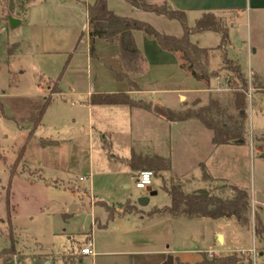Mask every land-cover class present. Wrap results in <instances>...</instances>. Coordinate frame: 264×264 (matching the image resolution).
<instances>
[{"label": "rangeland", "instance_id": "1", "mask_svg": "<svg viewBox=\"0 0 264 264\" xmlns=\"http://www.w3.org/2000/svg\"><path fill=\"white\" fill-rule=\"evenodd\" d=\"M27 1L0 0V264H81V246L95 230V220L103 219L104 208L112 215L137 211L129 202H106H126L146 191L137 190L135 178L109 162V153L99 140L91 138L87 109L80 105L89 91L99 89L100 71L109 69L104 49H98L93 58L89 51L85 2L96 0ZM26 3L23 22L12 27L9 17H18ZM113 7L120 9L117 3ZM215 16L222 28L234 25L235 13ZM163 20L167 22L160 24L163 29L173 31L174 24L183 27L176 20ZM198 39L205 47L217 48L221 44L220 35L212 32ZM242 50H246L245 44ZM212 54L211 70L224 52ZM245 67L248 69L247 63ZM229 74L221 71L219 81L221 87L230 89L213 96L225 104L235 91L231 81L237 82L235 77L230 80ZM191 80V84L181 81L175 83L180 86L160 88L185 89L189 102L200 89L198 96L206 102V86ZM49 81H57L61 92L45 106L50 95ZM53 87L59 89L57 84ZM250 89L246 143L223 155L228 158L225 175L248 190L249 223L243 225L235 217H222L180 225L170 246V256L178 258L175 264H195L198 258L203 259V252L209 259L236 255L239 264H264V234L257 233L258 221L264 227V94L252 91L250 97ZM178 95L179 92L165 90L160 97L179 109L182 104ZM124 144L121 142V146ZM23 147L24 158L11 177ZM142 169H151L156 175L154 187L159 194L152 202L159 206L170 204L166 191L159 188L162 177L156 167L145 164ZM163 181L169 187L183 182L175 178ZM224 188V183L218 182L198 193L207 190L224 198ZM232 190L229 188L231 194ZM92 194L106 202L96 200ZM73 205L77 208L70 212ZM218 232L225 235V244H221L222 237L217 239ZM209 251L218 254L206 253ZM89 261L86 256L82 264Z\"/></svg>", "mask_w": 264, "mask_h": 264}, {"label": "crops", "instance_id": "2", "mask_svg": "<svg viewBox=\"0 0 264 264\" xmlns=\"http://www.w3.org/2000/svg\"><path fill=\"white\" fill-rule=\"evenodd\" d=\"M147 2L155 5L167 4L173 10L185 12L189 27H194L204 14L235 13L234 25L228 28L229 40L222 49H217L220 45L217 48L200 45L198 37H202L209 32L220 35V40H222V34L216 31L208 30L194 33L190 36V40L200 47L212 49V52L223 50L229 59L241 66L243 74L249 81V88L253 90V85H251L253 76H257L258 82L264 87V0H147ZM27 3L24 10L19 11L20 15L18 17H9L11 26L14 20L19 21L16 26L23 22L22 17L26 14ZM94 3L85 2L89 51L91 39L86 6ZM113 3H117L120 9L114 8ZM107 4L108 8L115 14L148 22L154 25L155 29L160 33L162 32V34L177 37L184 35V28L177 26V24L172 26L173 31L163 29L160 26L161 23H167L163 19L172 21L170 23H175L176 19H169L165 15H158L154 12L136 8L126 0H107ZM133 34L137 46L146 60L143 71L130 74L131 79L138 85L137 90H133L127 80H118L115 77V71L120 72L122 70L119 45L110 44L100 37L95 38V53L97 54V50L100 48L106 51L105 56L109 63V69L108 71H100L102 77L100 78L99 89L89 91L87 96L80 100V105L87 109L89 132L93 141L99 140L98 142L102 148L109 153V162L118 169L125 171L132 178H135L137 173L142 170V165L147 163V158L160 156L169 159L171 168L159 171V177H162L159 185L161 189H164L165 185L163 178H175L183 180L178 186L187 194H196L201 189L209 188L218 182L224 183L225 196L223 197L225 199L233 197L229 188L234 186L248 193V190L237 185V182H231L224 173L228 163V158L225 157L226 154L235 147L241 146V144L214 145L212 142L213 131L198 119L171 121L137 106L90 103L93 94L124 92L128 93L134 100H143L173 110H184L207 105L210 97H213L215 93L230 89V87L220 86V76L213 77L207 86L205 82L195 79L187 70L182 68L178 54L163 50L155 37H149L141 30H135ZM233 43H238V46ZM244 44L246 45L245 51L242 50ZM221 56V61L213 69L215 71L223 66V55ZM245 63L248 64V69H246ZM191 79H195L206 86V89H203L208 93L206 102L198 96L200 89L197 90L198 93L196 92L195 98L189 102L185 89L180 87L177 89L160 88L161 86H180L175 83L181 81L190 82L191 84L193 83ZM49 82H52V84H49ZM49 82L47 83L50 92L53 85L57 84L59 88L57 81ZM74 88L73 85L71 91L74 92ZM165 90L179 92L178 99L182 104V109H177L176 105H171V103L161 99L160 94ZM254 92L257 94L262 91L256 88ZM261 103L264 105V97ZM121 142H125L124 146H121ZM114 151L115 153H113ZM134 154L139 158L133 160ZM205 174L207 177H205ZM188 177L192 179L186 180L185 178ZM151 187L152 190L157 191L156 195L149 196L146 192L121 203L106 202L92 194V197L96 200L104 201L109 205H121L129 202L137 211L115 213L111 217L109 211L103 207L105 209L103 219L95 220V230L92 229L87 236L93 239L95 253L89 256V264L176 263L178 258L170 256V246L174 240L176 230H179L180 225L187 222L205 221L210 217H189L185 214L172 215L169 212L151 215L154 208L171 205V197L167 192L170 204L163 206L154 204L152 200L159 194V190L154 187V181ZM124 188H129V184H124ZM88 191L90 190L88 189ZM203 191L207 190L201 192ZM207 192L212 194L211 191ZM140 196H149V203L141 206L137 201ZM92 206L96 208L99 205ZM98 234L103 235V238H94V235ZM220 237L223 238V242L219 240L221 244H225L226 238L222 232L217 233V239ZM206 253L218 254L214 251ZM84 257L86 256L80 254L79 261L81 264L84 262ZM198 259V261H201V257ZM179 264H185V262Z\"/></svg>", "mask_w": 264, "mask_h": 264}, {"label": "trees", "instance_id": "3", "mask_svg": "<svg viewBox=\"0 0 264 264\" xmlns=\"http://www.w3.org/2000/svg\"><path fill=\"white\" fill-rule=\"evenodd\" d=\"M126 1L136 8L154 12L158 15H165L169 19L178 20L184 28V35L177 37L162 34L148 22L119 16L108 8L107 0H96L94 4H87L91 39L90 55L92 57L96 56L94 45L96 37L103 38L110 44L119 45L122 70L120 72L115 71V77L118 80H127L133 90L138 89V85L131 79L130 74L139 73L144 69L146 60L137 46L133 34L135 30H141L147 36L155 37L163 50L177 53L181 60V67L187 70L195 79L205 82L207 86L213 77L221 76V71L225 70L230 73L228 76L230 80H233L234 77L237 79V82L231 81V88L235 90L234 94L228 104H225L220 98L210 97L207 105L198 108H186L184 110H173L165 106L153 105L143 100H134L128 93L124 92L93 94L90 103L137 106L171 121H183L195 118L213 131L212 142L214 145L245 144L248 121V79L243 74L241 66L229 59L225 52L223 55V66L219 70L212 71L210 69V60L213 56V50L200 47L190 40V36L194 33L208 30L216 31L222 34L221 44L217 48L222 49L229 40L228 28H222L216 16L212 13L204 14L194 27H189L187 14L182 11L173 10L167 4H149L147 0ZM258 81V77L253 76V92L254 89L258 88L264 94V87ZM59 92V89L53 87L49 97L46 98L45 106L52 99V96ZM40 117L41 115L38 117V120ZM24 149L23 147L20 150L18 158L11 169V177L16 175V169L21 159L24 158ZM137 158L139 157L134 154L133 160ZM146 160V164L155 166L158 171L171 168V161L160 156H154ZM205 177H207L206 174ZM164 189L171 197V205L163 208H154L151 215L169 212L172 215L185 214L189 217L203 216L213 219L235 216L241 224L247 225L249 223L247 211L250 207V201L248 193L245 190L234 186L233 190L236 192V195L230 199H225L217 195H206L203 192L187 194L177 185L169 187L165 184ZM9 195L10 187H8ZM110 216H113L111 212ZM258 224L257 233L259 235L264 234V227L261 222L258 221ZM202 255L203 259L195 264H239V259L236 255L213 257L212 259H209L204 252Z\"/></svg>", "mask_w": 264, "mask_h": 264}, {"label": "built area", "instance_id": "4", "mask_svg": "<svg viewBox=\"0 0 264 264\" xmlns=\"http://www.w3.org/2000/svg\"><path fill=\"white\" fill-rule=\"evenodd\" d=\"M252 88L249 91V96L252 95ZM155 178V172L151 169H142L140 170L135 177V188L139 191H146L147 188L152 186ZM83 179L82 177L80 178ZM233 196L236 195V192L232 190ZM80 254L82 256H92L94 255V242L91 237H87L86 242L81 246Z\"/></svg>", "mask_w": 264, "mask_h": 264}, {"label": "water", "instance_id": "5", "mask_svg": "<svg viewBox=\"0 0 264 264\" xmlns=\"http://www.w3.org/2000/svg\"><path fill=\"white\" fill-rule=\"evenodd\" d=\"M19 23V21H17V20H14L13 22H12V26H16L17 24ZM147 193L149 194V196H153V195H156L157 194V191H155V190H152V187L150 186V187H148L147 188ZM203 193L204 194H209L207 191H203ZM149 196H140L139 198H138V203L141 205V206H145V205H147L148 203H149ZM77 208V205H73V207H72V209L70 210V212H72L74 209H76Z\"/></svg>", "mask_w": 264, "mask_h": 264}]
</instances>
